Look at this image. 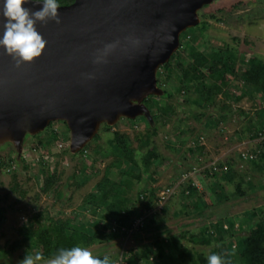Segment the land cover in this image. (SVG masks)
Here are the masks:
<instances>
[{"label": "trees", "instance_id": "obj_1", "mask_svg": "<svg viewBox=\"0 0 264 264\" xmlns=\"http://www.w3.org/2000/svg\"><path fill=\"white\" fill-rule=\"evenodd\" d=\"M57 2L59 6H66L73 0H57ZM233 6L237 7L236 4ZM194 27L191 28L196 30L186 32L191 29L188 28L180 34L178 49L157 71V83H160V77H165L164 81L168 80L173 89H176L181 99L180 106L200 109L199 113L193 115L194 118L197 120L204 118V123L212 126H218L229 119L234 111L231 104L220 101L217 97L221 95L224 100L229 99L232 96L231 82L242 83L241 97L248 96L256 100L257 104L252 114L244 120L239 133L243 139L250 141L261 138L255 148L237 153L235 159L211 163L213 165L204 169V175L211 178V182L205 188L206 192L212 195L210 203L206 201V194L199 193L192 181L189 180L181 185L178 194L180 209L174 213L175 216H181L182 220L193 221L201 218L206 222L195 228H188V223L181 224L178 233L174 234L164 226L163 218L158 217L154 212L161 199L157 196L158 188L151 186L146 174L162 162L163 158L156 152L151 138L157 134L160 125L169 124L168 117L174 113L170 102L173 92L168 93L163 90V94L156 97L161 103L158 104L159 106L150 99L154 96H149L143 101L149 111L151 122L143 116L140 117L143 118L144 124L133 122L129 125V122L137 117L120 119L128 121L126 123L134 132L133 138L116 130L111 132V137L107 136L104 146L99 142L101 133H109L112 127L102 124L93 139L77 153L79 165L70 176L73 180L72 184L77 189L97 176L99 161L109 160L101 178L84 196L80 206V209L90 212L94 219L74 222L70 218L52 216L46 208H42L33 213L24 229L17 230L19 236L17 240L6 248L0 247L1 259L6 252L13 254L19 251L22 260L27 254L34 256L39 253L40 262H44L51 259L60 248L80 246L89 249L125 236L138 217L144 216L141 227L133 230L131 235L143 230L147 232L144 236L147 242L139 246L138 252L134 255L123 254L119 264H207L206 258L212 254L220 255L225 264H264L262 208L245 210L232 216L217 214L211 210L233 199L247 197L248 192L255 189L250 180L251 175L264 174V60L259 56L246 59L242 54L237 53L236 49L228 46L202 47L204 41L201 36L206 31L207 23L203 20L201 22L199 18V23ZM231 61L238 63L243 71L234 72L233 80H227L225 75L230 72ZM181 115L185 117L184 113ZM62 124L65 126L63 122ZM172 129V136L187 131L182 129L179 123L173 124ZM38 134L33 137H37ZM51 135L52 139L39 138L36 143H31L30 149L34 151L42 149L41 155L50 160L57 157L50 153V145L56 140V131L51 130ZM64 137L61 139L63 140ZM199 139L200 135L193 138H179L172 146L179 148L185 144L193 145L195 142L197 145ZM133 142L137 143L136 148L133 147ZM242 153L250 155L251 158L244 160ZM43 156L37 163L41 177L40 190L43 194L54 193L57 200H60L62 191L57 190L59 176L56 173L51 177L47 175L51 170L55 171V168L51 166L50 160L49 162L43 160ZM190 156L200 165L199 162L202 157L204 158L203 147L197 145ZM85 160L89 162L88 168L82 166ZM18 162L25 164L23 156L18 158L13 149L8 154L0 155V171L7 169L10 175L9 189L22 198L25 192L19 186L17 171L14 168ZM242 164L249 165L247 171L241 169ZM191 169L193 168L180 171L179 175L189 173ZM111 170L115 172L116 178L111 176ZM168 187L170 186L164 189ZM7 198L8 194L5 193L0 196V201ZM64 201H70V197L65 198ZM11 209V206L0 205V225ZM165 209L164 205L161 211L164 212ZM193 221L190 223H194ZM113 226L114 231H112ZM96 257L107 258L108 264H118L116 258L109 260L107 256Z\"/></svg>", "mask_w": 264, "mask_h": 264}, {"label": "water", "instance_id": "obj_2", "mask_svg": "<svg viewBox=\"0 0 264 264\" xmlns=\"http://www.w3.org/2000/svg\"><path fill=\"white\" fill-rule=\"evenodd\" d=\"M214 0H73L60 22L36 24L40 57L16 66L0 47V144L20 157L25 135L52 122L68 130V150L81 151L102 124L151 117L143 101L160 97L157 71ZM30 11L41 6L29 0ZM0 18V35H2Z\"/></svg>", "mask_w": 264, "mask_h": 264}, {"label": "rangeland", "instance_id": "obj_3", "mask_svg": "<svg viewBox=\"0 0 264 264\" xmlns=\"http://www.w3.org/2000/svg\"><path fill=\"white\" fill-rule=\"evenodd\" d=\"M235 4L237 7L233 6ZM198 16L201 18V22L203 20L207 23L206 31L201 36L204 41L202 47L222 48L228 46L236 49L237 53L242 54L246 59L252 56H259L264 60V0H214L210 5L200 9ZM203 16L204 18H202ZM210 16H213V18ZM202 26H199V28ZM194 28L188 29L186 32ZM242 71L238 63L231 61L230 72L225 75V79L233 80V73ZM163 78L165 77H160L158 86L168 93L173 92V98L170 102L174 108V113L168 117L170 119L169 124L166 126L160 125L157 134L151 138L156 152L163 160L157 166L151 168L146 176H148L151 186L158 188L157 196L161 199L156 205L154 212L158 217L163 218L164 226L174 234H177L181 224L188 223V228H195L206 222L201 220V218L193 221L192 219L182 220L181 216H175L174 213L180 209L178 203L180 196L178 194L181 190V185L189 180L192 181L199 193L206 194V201L210 203L212 195L206 192L205 188L211 182V178L204 175V169L208 168L211 163L223 162L230 158L235 159L237 153L247 152L252 147L255 148L261 138L250 141L243 139L239 133L243 127L244 120L252 114L257 104L256 100L248 96L241 97L242 83L231 82L230 90L232 96L229 99L224 100L221 95L217 97L218 100L231 104L234 111L229 119H226L218 126H212L211 124H205L204 118L200 120L194 118L193 115L199 113L200 109L196 107H181V99L176 89H173L171 82L168 80L164 81ZM150 99H153L157 106L161 104L156 97H150ZM182 113L185 114V117L181 115ZM126 122L128 121L122 119L118 124L116 123L117 125L115 124L116 126H112L109 133H101L100 144L105 146L107 136L111 137V132L116 130L133 138L134 132L129 125L133 122L137 124L145 123L140 116L130 121L129 125ZM177 123L180 124L182 129L187 131L183 134L172 136V126ZM51 130L56 131L55 141L58 140L62 148L58 149L55 142H53L50 145V153L57 157H53L50 160V158L41 155L42 149L34 151L30 147L31 143H36L39 138L52 139ZM139 130L141 131L140 128ZM65 134L66 136L64 137ZM197 135H200L197 145L202 146L204 151V158L202 157L201 162H199L200 165L192 160L190 156L191 151L197 146L195 145L196 142L189 146L185 144L179 148L173 147L175 140H179V138L186 139V137L193 138ZM61 137H64L63 140L61 139L62 141L60 140ZM133 147H137L136 142H133ZM11 149L15 151L12 145L0 144V155L8 154ZM21 156H23L25 164L18 162L14 168L17 171L19 186L25 192L22 198H20L18 193L9 189L11 183L7 169L0 171V196L5 193L8 194V198L2 199L0 205L12 207L6 213L5 220L0 225V247L4 246L6 248L7 245L17 240L19 238L17 230L24 229L33 213L42 208H46L52 216L58 215L61 218H70L74 222L92 221L94 219L90 212L86 211V209H80V206L84 196L90 192L97 180L101 178L104 167L109 162L108 159L99 161V173L96 177L86 181L80 188H75L70 176L78 168L79 158L77 153L71 154L68 150V130L62 122H52L37 137L25 135L22 141ZM42 156L43 160H48V162L50 160L51 166L55 168V171L51 170L47 175L51 177L56 173L59 176L57 190L62 191L60 200H57L54 193L43 194L40 190L41 177L37 163ZM82 166L88 168L89 162L85 160ZM248 167L249 165L247 164L241 165V169L244 171H247ZM189 168L193 169L189 173L182 176L179 175L180 171ZM111 176L115 177L113 170H111ZM250 180L254 184L255 189L249 191L247 197L233 199L211 210L217 214H228L229 216L253 208H262L264 212V174L253 173ZM167 186L170 187L164 189ZM68 197H70V201L65 202V198ZM164 205L166 209L163 212L161 208ZM143 219L144 216L138 217L140 222ZM192 221L194 223L191 224L190 222ZM146 234L147 232L143 230L134 235L129 232L123 237H117L88 250L94 256H107L110 258L109 260L116 258L119 264L123 254L134 255L138 252L139 246L147 242L144 237ZM186 244L190 246V244ZM21 261L19 251L13 254L6 252L4 257L0 258V264H21ZM38 264H43V262H38Z\"/></svg>", "mask_w": 264, "mask_h": 264}, {"label": "clouds", "instance_id": "obj_4", "mask_svg": "<svg viewBox=\"0 0 264 264\" xmlns=\"http://www.w3.org/2000/svg\"><path fill=\"white\" fill-rule=\"evenodd\" d=\"M31 2L41 7L30 11L25 7L29 0H0L3 28L0 47L12 58L17 67L22 63L32 62L42 54L46 42L36 30L37 22L41 24L48 20L60 22L58 13L60 6L57 0H31ZM206 259L207 264H225L222 257L217 254L209 255ZM40 261L39 253L34 256L27 254L21 264H38ZM43 264H108V260L94 256L85 247L72 246L58 249L57 253Z\"/></svg>", "mask_w": 264, "mask_h": 264}, {"label": "built area", "instance_id": "obj_5", "mask_svg": "<svg viewBox=\"0 0 264 264\" xmlns=\"http://www.w3.org/2000/svg\"><path fill=\"white\" fill-rule=\"evenodd\" d=\"M60 140H61V138H60ZM62 141V140H61ZM55 145H56V147L58 148V149H60V148H62V146H61V144L58 142V140L57 141H55ZM242 158L245 160L246 158H248V159H250L251 158V156L250 155H247L246 153H242ZM211 165H213V164H211ZM225 169V168H224ZM114 225V224H113ZM138 227H141V222H140V220H136L135 222H134V224L132 225V228H131V230H130V233L133 231V230H135L136 228H138ZM115 230V228H114V226L112 227V231H114Z\"/></svg>", "mask_w": 264, "mask_h": 264}]
</instances>
